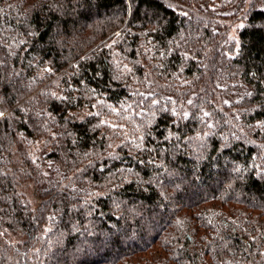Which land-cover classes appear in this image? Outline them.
Masks as SVG:
<instances>
[{
	"label": "trees",
	"instance_id": "trees-1",
	"mask_svg": "<svg viewBox=\"0 0 264 264\" xmlns=\"http://www.w3.org/2000/svg\"><path fill=\"white\" fill-rule=\"evenodd\" d=\"M0 264H264V0H0Z\"/></svg>",
	"mask_w": 264,
	"mask_h": 264
},
{
	"label": "rangeland",
	"instance_id": "rangeland-1",
	"mask_svg": "<svg viewBox=\"0 0 264 264\" xmlns=\"http://www.w3.org/2000/svg\"><path fill=\"white\" fill-rule=\"evenodd\" d=\"M217 3H223L225 0H214ZM243 26V22L236 23L230 32L232 38L237 39V31ZM240 73L238 71H233L231 75L226 79V83H234L239 81ZM192 97H177L171 101L162 102V113L163 117L168 122L179 123L181 121H186L189 117V113L192 110ZM191 107V109H190ZM205 113V110H202Z\"/></svg>",
	"mask_w": 264,
	"mask_h": 264
}]
</instances>
